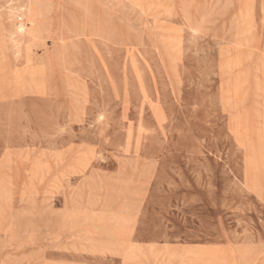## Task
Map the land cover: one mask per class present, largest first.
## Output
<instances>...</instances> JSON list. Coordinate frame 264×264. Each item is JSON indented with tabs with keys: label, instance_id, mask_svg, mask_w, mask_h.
I'll return each mask as SVG.
<instances>
[{
	"label": "rangeland",
	"instance_id": "374dc122",
	"mask_svg": "<svg viewBox=\"0 0 264 264\" xmlns=\"http://www.w3.org/2000/svg\"><path fill=\"white\" fill-rule=\"evenodd\" d=\"M0 12V264H264V0Z\"/></svg>",
	"mask_w": 264,
	"mask_h": 264
},
{
	"label": "bare ground",
	"instance_id": "6f19581e",
	"mask_svg": "<svg viewBox=\"0 0 264 264\" xmlns=\"http://www.w3.org/2000/svg\"><path fill=\"white\" fill-rule=\"evenodd\" d=\"M106 1V0H105ZM115 1V0H114ZM11 3V2H10ZM118 3V2H117ZM132 4V3H131ZM59 5V4H58ZM36 6V5H35ZM38 6V5H37ZM133 6V5H132ZM39 7V6H38ZM37 7V9H38ZM46 6H44L45 8ZM117 7V6H116ZM62 8V7H61ZM132 8V7H131ZM47 9V8H45ZM141 11V9H140ZM53 12V11H52ZM1 13V12H0ZM170 14V12H169ZM168 14V15H169ZM39 16V15H38ZM61 16V15H60ZM53 19V18H52ZM19 29V28H18ZM20 29L22 30V26H20ZM58 30V29H57ZM193 30V29H192ZM21 32V31H20ZM23 32V31H22ZM55 35V34H54ZM97 37V36H96ZM101 38V37H99ZM41 40V39H40ZM61 42V41H60ZM33 47V46H32ZM173 48V47H172ZM83 54V53H82ZM83 56V55H82ZM74 57V56H73ZM75 60V59H74ZM76 168L74 169L75 173H84L86 167H87V163L85 162V160L81 159L80 162H78L76 164ZM248 189V188H247ZM102 215L101 214H93V215H83L82 219H81V224L82 223H87V222H98L101 221L102 219ZM110 226L109 228L111 230H114V232L116 233V239H110L108 242L106 243H96L95 245H93L92 251L98 252V253H111V254H116L122 257L124 262H127L128 260H131L132 257L134 256V251L129 248L126 247L125 244H127L126 242V236L128 233V224L126 222V219H113V218H109L108 219ZM76 224H73L75 226H78L79 222L78 220L75 222ZM71 236V235H70ZM90 239V238H89ZM92 245V244H91ZM154 246V245H153ZM246 246V245H245ZM149 248V246H148ZM150 249V248H149ZM151 250V249H150ZM239 253V252H238ZM240 255V254H239ZM169 256V255H168ZM171 256V255H170ZM187 256L186 258H179L178 261L180 262V264H185L187 262V264H226L224 258H222L224 256V254H221V259L219 260V253L217 251L214 252H203V251H198V252H190L189 254L185 255ZM241 259L243 260H248L247 257L242 256ZM246 261L243 262V264H246ZM56 263V262H55ZM60 263V262H59ZM46 264V262L44 263ZM50 264V263H49ZM54 264V263H53ZM78 264V263H77ZM82 264V263H80Z\"/></svg>",
	"mask_w": 264,
	"mask_h": 264
}]
</instances>
